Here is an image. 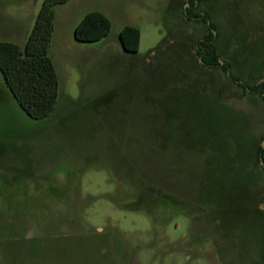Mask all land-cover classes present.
Here are the masks:
<instances>
[{"label":"rangeland","instance_id":"obj_1","mask_svg":"<svg viewBox=\"0 0 264 264\" xmlns=\"http://www.w3.org/2000/svg\"><path fill=\"white\" fill-rule=\"evenodd\" d=\"M192 1L56 6L46 118L0 73V264H264V101L243 91L264 82V0ZM43 2L0 0V41L24 48ZM94 11L110 34L76 40ZM210 23L227 74L196 53Z\"/></svg>","mask_w":264,"mask_h":264},{"label":"trees","instance_id":"obj_2","mask_svg":"<svg viewBox=\"0 0 264 264\" xmlns=\"http://www.w3.org/2000/svg\"><path fill=\"white\" fill-rule=\"evenodd\" d=\"M68 1L44 0L24 48L12 42L0 41V73L4 84L20 108L33 119L48 117L54 112L58 102L60 81L57 69L48 57V52L55 31V8ZM195 1L190 3L192 7L195 6ZM195 9H198V6ZM188 13L192 14L191 8L188 9ZM196 16H200L204 23H207L209 18ZM111 28V21L103 13L94 11L88 13L78 24L74 37L80 42H97L106 38ZM119 40L125 52L136 53L140 48L141 31L138 28L126 26L121 31ZM215 41L213 31L209 30V33L199 40L197 54L204 67L227 71L226 65H220L221 54L215 48ZM245 90L258 94L264 101V82L245 87ZM259 155L264 162V148L260 147Z\"/></svg>","mask_w":264,"mask_h":264},{"label":"flooded vegetation","instance_id":"obj_3","mask_svg":"<svg viewBox=\"0 0 264 264\" xmlns=\"http://www.w3.org/2000/svg\"><path fill=\"white\" fill-rule=\"evenodd\" d=\"M197 1V0H196ZM197 6H198V8H199V3L197 2V4H196V6H194L195 8H197ZM200 15L201 16H204L203 15V13H200ZM189 17V16H188ZM208 20H209V18H208ZM208 22V21H207ZM206 25H207V23H206ZM213 26V24L212 23H210L209 24V28H210V30H212L213 32H216V29H215V27H212ZM215 35V37H217V34H214ZM198 50H199V47H198V49H197V51H196V53L198 52ZM217 50V49H216ZM218 51V50H217ZM219 62H220V65L221 66H227L228 67V70L227 71H225L226 72V74L227 73H229V66H228V64H226L225 63V65H223V62L221 61V59L219 60ZM201 63H202V65H203V62L201 61ZM213 69H220V68H213ZM220 70H222V71H224L223 69H220ZM229 77H230V79L232 80V82H234L235 84H237V82L235 81V80H233V78H232V75H231V73L229 74ZM263 81H264V79H263ZM257 85H259V84H257ZM256 86V85H255ZM243 91H244V93H245V89L243 88ZM249 91V90H248ZM250 92V91H249ZM251 93V92H250ZM263 148V147H262ZM262 158L260 157V160H261ZM261 162H263V160H261ZM264 163V162H263Z\"/></svg>","mask_w":264,"mask_h":264},{"label":"water","instance_id":"obj_4","mask_svg":"<svg viewBox=\"0 0 264 264\" xmlns=\"http://www.w3.org/2000/svg\"><path fill=\"white\" fill-rule=\"evenodd\" d=\"M262 160V159H261ZM262 165H264V163L262 162Z\"/></svg>","mask_w":264,"mask_h":264}]
</instances>
